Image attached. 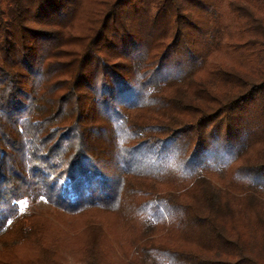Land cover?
Instances as JSON below:
<instances>
[{
    "label": "trees",
    "instance_id": "trees-1",
    "mask_svg": "<svg viewBox=\"0 0 264 264\" xmlns=\"http://www.w3.org/2000/svg\"><path fill=\"white\" fill-rule=\"evenodd\" d=\"M68 256L264 264V0H0V264Z\"/></svg>",
    "mask_w": 264,
    "mask_h": 264
},
{
    "label": "rangeland",
    "instance_id": "rangeland-1",
    "mask_svg": "<svg viewBox=\"0 0 264 264\" xmlns=\"http://www.w3.org/2000/svg\"><path fill=\"white\" fill-rule=\"evenodd\" d=\"M23 210L24 212H41L45 211L47 209V204L45 201H40L37 205H31L28 202L23 203ZM50 220L52 221V229L56 231H61L63 230L64 232H70L72 235L76 236L72 240L70 239V242L76 246V248L82 247L85 238H86V233L85 229L88 226V220L84 217H54V216H48ZM106 219V218H105ZM112 219V218H111ZM108 232L107 236L109 241L112 243V241H115L116 237H119L122 235V230L118 227H113V228H107ZM109 243V242H108ZM70 259L71 256H68ZM73 264H84L83 262L73 260L71 261Z\"/></svg>",
    "mask_w": 264,
    "mask_h": 264
}]
</instances>
